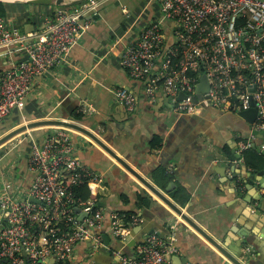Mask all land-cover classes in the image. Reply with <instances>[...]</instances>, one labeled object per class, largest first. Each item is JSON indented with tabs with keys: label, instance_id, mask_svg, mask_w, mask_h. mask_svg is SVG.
Instances as JSON below:
<instances>
[{
	"label": "crops",
	"instance_id": "1",
	"mask_svg": "<svg viewBox=\"0 0 264 264\" xmlns=\"http://www.w3.org/2000/svg\"><path fill=\"white\" fill-rule=\"evenodd\" d=\"M86 2L64 8L74 11ZM100 4L96 13L86 16L90 27L68 57L38 80L22 110H14L0 121V138L37 121L77 122L119 157L134 163L132 168L139 175L178 204L209 236L236 249L241 238L251 233L252 245L246 250L264 264V214L256 212V207L264 208V202L260 206L264 171L253 172L236 162L238 136L248 134L237 126L243 123L236 117L241 111L205 103L194 114H184L174 112L170 98L163 93L147 99L142 81L128 75L120 56L149 23L161 17L160 6L155 0H106ZM55 8L36 7L31 16L26 9L18 12L11 6L7 16L22 32H30L39 30L43 15ZM174 32L173 22L165 21L163 34L168 45ZM24 56L19 48L0 50V77ZM117 90L137 98L134 112H128L116 98ZM235 105L232 102L230 108ZM48 128L26 130L0 146V188L10 185L13 197L26 199L32 180L27 168L31 146L42 141ZM72 142L73 156L102 179L99 186L89 189L105 216L102 247L95 252L90 241L77 244L74 264H119L122 256L134 257L136 248L152 234L163 239L174 235L177 254L171 258L172 264H224L218 251L101 147L76 131ZM236 180L243 187L240 193ZM110 213L137 218L127 226L124 239L113 237Z\"/></svg>",
	"mask_w": 264,
	"mask_h": 264
},
{
	"label": "built area",
	"instance_id": "2",
	"mask_svg": "<svg viewBox=\"0 0 264 264\" xmlns=\"http://www.w3.org/2000/svg\"><path fill=\"white\" fill-rule=\"evenodd\" d=\"M104 1L87 0L74 11L56 7L43 15L39 30L30 32H22L0 16V50L19 48L25 55L0 77V121L24 108L30 90L68 57L90 27L86 16L96 13ZM155 1L161 17L126 47L120 56L122 68L142 81L147 99L163 93L177 113L194 114L205 103L245 111L252 100L256 118L248 125L247 136H238V151L264 154V0ZM165 21L174 24L171 45L163 34ZM201 75L207 77L209 90L203 100L193 103ZM181 94L185 98L179 100ZM115 96L128 112H134L137 98L132 93L117 90ZM232 102L234 108H230ZM48 131L40 143L31 146L27 168L32 180L26 199L13 197L10 185L0 188V226L4 223L0 262L74 264L77 244L90 241L95 252L102 247L105 216L91 191L102 179L73 156L71 130L50 127ZM236 162L243 165L242 157ZM236 182L239 192L243 187ZM83 184L91 187L92 198L83 200L75 195L74 189ZM81 214L85 216L79 219ZM125 219L124 214H109L114 238L124 239L127 226L138 221L132 215L128 222ZM175 240L174 235L167 239L149 235L134 257L122 256L119 264H172L171 258L177 254Z\"/></svg>",
	"mask_w": 264,
	"mask_h": 264
},
{
	"label": "water",
	"instance_id": "3",
	"mask_svg": "<svg viewBox=\"0 0 264 264\" xmlns=\"http://www.w3.org/2000/svg\"><path fill=\"white\" fill-rule=\"evenodd\" d=\"M85 0H71L67 4H77L80 2H84ZM28 5H35V6H60V5H66L65 0H28L24 1ZM209 90V83L208 79L205 75H201L199 78V84L196 87L197 96L192 98V102L196 103L197 101L203 100V95L206 94ZM253 91V88L250 89V92ZM185 98L183 94L178 96V99L181 100ZM219 113V112H218ZM231 115V114H230ZM233 116V115H231ZM239 118L243 123H239L240 125H237L240 127V132H248L249 127L248 125H251L256 118V111L254 109L253 101H250V108L241 111L236 116ZM59 127V128H65L68 130L79 132L85 136H87L91 141H93L96 145L101 147L108 155L111 157V159L115 160L116 163H118L125 171H127L129 174L134 176L137 181L155 198H157L161 203H163L169 211L174 214L177 218H179L182 222L187 224L191 229L196 231L199 235L205 239L216 251H218L223 259L224 264H261V262L258 261V259L253 258V256L250 255V250L246 247L251 246V239L252 234H246L241 238V241L239 243L238 248L231 249L228 245H225L223 242L215 239L213 236H209L189 215H187L177 204H175L170 198H168L162 191L157 189L151 182L147 181L144 177L139 175L133 168L131 162L127 161V159H124L122 157H119L114 151L106 147L101 141L90 131L87 129H84L81 125H79L77 122L70 121L68 119H62V120H44V121H37L33 123H28L26 125H22L21 127H18L3 137L0 138V146L9 141L10 139L20 135L26 130H30L35 127ZM242 134V133H240ZM235 158H240V155L237 153L235 155ZM244 169V168H243ZM238 174L242 177V174ZM167 191V190H166ZM259 199V198H258ZM29 202L32 201V199L28 200ZM35 202L36 201H32ZM243 203L245 201H242ZM262 201L260 203V206L263 205ZM249 203V201L247 202ZM257 214H264V208L262 207H256ZM79 209H75L76 212H78ZM168 217H170L169 213ZM85 216V214H81L78 218L82 219ZM4 226V223L0 226V229ZM163 238V237H162ZM104 241L107 242V238L103 237ZM243 248V249H240ZM261 260V259H260ZM0 264H6L5 262H0Z\"/></svg>",
	"mask_w": 264,
	"mask_h": 264
},
{
	"label": "trees",
	"instance_id": "4",
	"mask_svg": "<svg viewBox=\"0 0 264 264\" xmlns=\"http://www.w3.org/2000/svg\"><path fill=\"white\" fill-rule=\"evenodd\" d=\"M25 4L26 3L11 4V3L0 2V16L8 18V16H7L8 9H10V7L12 5H15L14 8L16 7V11L19 12V10L24 8ZM243 159H244L245 166L247 168L251 169L253 172L264 171V154H258L255 151H246L243 153ZM74 193L77 197H80L83 200H86V199L93 197V195L91 194L90 189H89L87 184H83V185L75 188ZM175 196L177 197L178 194H175ZM124 215L126 216L125 221L128 222L129 221L128 217L131 214L128 213V214H124Z\"/></svg>",
	"mask_w": 264,
	"mask_h": 264
},
{
	"label": "rangeland",
	"instance_id": "5",
	"mask_svg": "<svg viewBox=\"0 0 264 264\" xmlns=\"http://www.w3.org/2000/svg\"><path fill=\"white\" fill-rule=\"evenodd\" d=\"M71 0H65V4L69 3ZM5 3V2H3ZM8 3V2H6ZM11 4H15V3H25L24 1H14V2H10ZM15 5H12V7H14ZM53 7H59V6H55V5H52ZM61 7L63 5H60ZM36 7H40V6H35V5H28V4H25L24 6V9H26V11L29 13V15H31V13H33V10L32 9H35ZM51 7V6H50ZM16 8V7H15ZM32 16V15H31Z\"/></svg>",
	"mask_w": 264,
	"mask_h": 264
},
{
	"label": "clouds",
	"instance_id": "6",
	"mask_svg": "<svg viewBox=\"0 0 264 264\" xmlns=\"http://www.w3.org/2000/svg\"><path fill=\"white\" fill-rule=\"evenodd\" d=\"M63 6H65V5H63ZM246 133H248V132H246ZM256 152V151H255ZM237 153L240 155V157H242V159H243V153H240L239 151H237ZM239 159V158H238ZM237 159V160H238ZM243 166L245 167V168H247L246 166H245V164H244V159H243ZM247 169H249V168H247ZM249 170H251V169H249Z\"/></svg>",
	"mask_w": 264,
	"mask_h": 264
},
{
	"label": "bare ground",
	"instance_id": "7",
	"mask_svg": "<svg viewBox=\"0 0 264 264\" xmlns=\"http://www.w3.org/2000/svg\"><path fill=\"white\" fill-rule=\"evenodd\" d=\"M14 1H28V0H0V2H8V3H10V2H14Z\"/></svg>",
	"mask_w": 264,
	"mask_h": 264
}]
</instances>
